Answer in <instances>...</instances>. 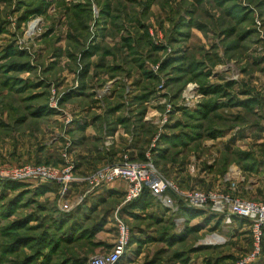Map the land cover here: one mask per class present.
<instances>
[{
    "label": "rangeland",
    "instance_id": "obj_1",
    "mask_svg": "<svg viewBox=\"0 0 264 264\" xmlns=\"http://www.w3.org/2000/svg\"><path fill=\"white\" fill-rule=\"evenodd\" d=\"M125 164L165 194L101 177ZM32 165L58 179L8 173ZM246 199L264 202V0H0V264H90L120 223L116 264H239L249 222L213 205Z\"/></svg>",
    "mask_w": 264,
    "mask_h": 264
},
{
    "label": "built area",
    "instance_id": "obj_2",
    "mask_svg": "<svg viewBox=\"0 0 264 264\" xmlns=\"http://www.w3.org/2000/svg\"><path fill=\"white\" fill-rule=\"evenodd\" d=\"M11 176H21L22 178L33 180H49L58 179V173L55 170L48 169L45 166H25L20 169L8 171ZM107 182L113 183L117 179H124L130 185V197L138 196L145 188H148L152 196L162 197L169 184L158 175L148 164H125L122 166L115 165L107 167L103 170L102 176ZM61 179L59 173V180ZM195 200L203 201L204 194H195ZM216 198L215 195L212 196ZM214 210L218 213L238 216L246 218L251 227L252 234V251L244 257L239 264H251L255 262L262 253L264 239V202H256L253 200H235L226 204L225 202L215 200ZM121 230L119 238L113 250L106 255H98L90 260V264H116L121 255L125 251L128 241L129 231L127 227L120 223Z\"/></svg>",
    "mask_w": 264,
    "mask_h": 264
},
{
    "label": "trees",
    "instance_id": "obj_3",
    "mask_svg": "<svg viewBox=\"0 0 264 264\" xmlns=\"http://www.w3.org/2000/svg\"><path fill=\"white\" fill-rule=\"evenodd\" d=\"M203 91H205L206 93H219V92H222L223 89L220 86H214V87H205L203 89ZM204 106H206L207 109H211V108L214 109V108L220 107L215 101H209L206 104H204ZM204 114L207 116L209 114V110H205ZM143 194H144L143 195L144 197L145 196L148 197V198L149 197L150 198L153 197L151 192H150V190L148 188L144 189V193ZM136 201H138V200H136ZM135 205H136V207H139L141 204H140V202H138ZM263 252H264V239H263Z\"/></svg>",
    "mask_w": 264,
    "mask_h": 264
},
{
    "label": "crops",
    "instance_id": "obj_4",
    "mask_svg": "<svg viewBox=\"0 0 264 264\" xmlns=\"http://www.w3.org/2000/svg\"><path fill=\"white\" fill-rule=\"evenodd\" d=\"M112 186H113L114 188L116 187V189H117V188H119V187H118V186H116V185L114 186V184H112ZM119 189H120V188H119Z\"/></svg>",
    "mask_w": 264,
    "mask_h": 264
}]
</instances>
